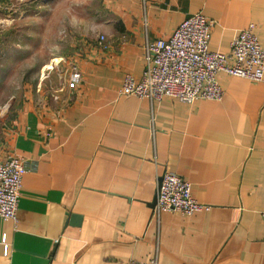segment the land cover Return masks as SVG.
I'll list each match as a JSON object with an SVG mask.
<instances>
[{"label": "crops", "instance_id": "0c3cea01", "mask_svg": "<svg viewBox=\"0 0 264 264\" xmlns=\"http://www.w3.org/2000/svg\"><path fill=\"white\" fill-rule=\"evenodd\" d=\"M12 6L0 0L3 18ZM101 6L107 18L91 36L74 38L67 54L40 57L41 67L64 60L63 76L74 66L78 82L63 81L53 103L36 86L12 116L0 161L18 155L36 169L22 176L16 222L0 219V264H126L154 255L157 264H264V74L259 82L219 74L221 100L191 106L118 95L125 74L140 77L143 45L194 13L213 21L208 51L226 53L253 24L264 52V0ZM164 172L188 182L208 210L155 219L150 204Z\"/></svg>", "mask_w": 264, "mask_h": 264}, {"label": "built area", "instance_id": "2783aa9c", "mask_svg": "<svg viewBox=\"0 0 264 264\" xmlns=\"http://www.w3.org/2000/svg\"><path fill=\"white\" fill-rule=\"evenodd\" d=\"M213 21L200 13L184 18L166 39H157L143 45V69L138 79L125 74L118 95L148 101L176 100L187 106L199 101H220L222 88L217 82L219 74L259 82L264 74V52L255 33L256 26L247 25L231 39L226 53L207 50ZM103 38L98 37L100 48ZM75 67L70 68L69 83L78 82ZM36 164L18 155H8L0 161V219L16 222L17 202L21 179L34 172ZM157 183L152 216L175 212L189 217L208 210L197 203L190 193V185L174 173L164 172ZM3 254L7 253L5 238L1 239ZM157 264L154 255L142 263Z\"/></svg>", "mask_w": 264, "mask_h": 264}, {"label": "rangeland", "instance_id": "374dc122", "mask_svg": "<svg viewBox=\"0 0 264 264\" xmlns=\"http://www.w3.org/2000/svg\"><path fill=\"white\" fill-rule=\"evenodd\" d=\"M102 1L11 0L13 11L5 14L8 17L0 13V19L8 21L6 26L0 23V159L6 154L12 116L24 97L39 86L45 100L53 103L54 90L63 81L68 85L70 71L63 76L64 67H59L64 60H56L48 69L41 67V55L48 50L67 54L74 38L91 36V28L107 18Z\"/></svg>", "mask_w": 264, "mask_h": 264}, {"label": "water", "instance_id": "95a60500", "mask_svg": "<svg viewBox=\"0 0 264 264\" xmlns=\"http://www.w3.org/2000/svg\"><path fill=\"white\" fill-rule=\"evenodd\" d=\"M159 181H160V178H158L157 183H159ZM156 193H157V187H156L155 195H154V197H153V199H152V202H151V204H150V207H151V208H153L154 205H155V201H156ZM78 220H79V217H74V216L71 217V222H72V223L74 222V224L77 223Z\"/></svg>", "mask_w": 264, "mask_h": 264}, {"label": "bare ground", "instance_id": "6f19581e", "mask_svg": "<svg viewBox=\"0 0 264 264\" xmlns=\"http://www.w3.org/2000/svg\"><path fill=\"white\" fill-rule=\"evenodd\" d=\"M57 62V61H56ZM47 68H50V66L49 67H47Z\"/></svg>", "mask_w": 264, "mask_h": 264}]
</instances>
